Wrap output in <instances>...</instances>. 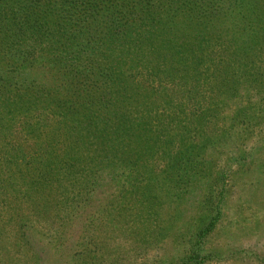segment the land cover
I'll list each match as a JSON object with an SVG mask.
<instances>
[{
	"label": "trees",
	"instance_id": "16d2710c",
	"mask_svg": "<svg viewBox=\"0 0 264 264\" xmlns=\"http://www.w3.org/2000/svg\"><path fill=\"white\" fill-rule=\"evenodd\" d=\"M263 38L264 0H0V264L214 258L220 213L181 230L166 189L230 130L225 67Z\"/></svg>",
	"mask_w": 264,
	"mask_h": 264
},
{
	"label": "rangeland",
	"instance_id": "374dc122",
	"mask_svg": "<svg viewBox=\"0 0 264 264\" xmlns=\"http://www.w3.org/2000/svg\"><path fill=\"white\" fill-rule=\"evenodd\" d=\"M229 58L225 87L239 70L243 85L241 99L231 100L224 111L230 130L214 132L207 146L198 149L190 179L184 178V170L176 172L178 191L167 185V210L185 215L179 221L184 231L191 218L220 213L208 242L215 255L205 264H264V38ZM181 150L183 158V146ZM176 193L178 202L172 200ZM169 245V251L173 250V243ZM154 256L153 252L143 255L137 263Z\"/></svg>",
	"mask_w": 264,
	"mask_h": 264
}]
</instances>
